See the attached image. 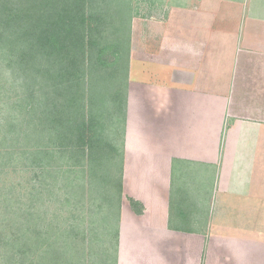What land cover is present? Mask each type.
<instances>
[{"label":"crops","instance_id":"1","mask_svg":"<svg viewBox=\"0 0 264 264\" xmlns=\"http://www.w3.org/2000/svg\"><path fill=\"white\" fill-rule=\"evenodd\" d=\"M146 3L130 22L116 264H264V0Z\"/></svg>","mask_w":264,"mask_h":264},{"label":"trees","instance_id":"2","mask_svg":"<svg viewBox=\"0 0 264 264\" xmlns=\"http://www.w3.org/2000/svg\"><path fill=\"white\" fill-rule=\"evenodd\" d=\"M130 6V0H0V74L20 100L1 118L8 161L0 169L21 150L34 178L30 200L51 193L60 160L64 172L80 168L81 197L105 209L104 220L111 214L117 220L122 159L107 128L124 123ZM109 48L119 54L110 64L104 59ZM130 205L141 214L136 202ZM35 217L28 210L18 227L26 250L7 256L11 264L40 262ZM9 222L4 230L12 229ZM44 243L48 264L70 263L66 248L54 251L48 238Z\"/></svg>","mask_w":264,"mask_h":264},{"label":"rangeland","instance_id":"3","mask_svg":"<svg viewBox=\"0 0 264 264\" xmlns=\"http://www.w3.org/2000/svg\"><path fill=\"white\" fill-rule=\"evenodd\" d=\"M146 2L147 0H133V3L131 2L133 12H131L130 18L133 16L132 13L136 14V11L140 10H143L142 13L146 15ZM220 6L224 7L227 4ZM233 15L234 17L228 22L226 19L228 14L223 13L221 20L220 17L218 19L219 25L226 23L234 26L240 16ZM110 50L109 48L104 52V59L108 64L119 57L118 53H113ZM11 82L6 79L4 81L0 74V124L2 116H7L8 110H12L16 102L18 105L20 104V100L17 98L18 90ZM25 116L27 115L23 114L21 118L25 119ZM110 127L107 128L110 141H113L114 146H120L122 122L115 123L114 127ZM3 137V132L0 131V141ZM2 146L0 145V161L5 162L8 161V157L3 154ZM16 151L12 156V164L0 169V264H11L7 256L15 253L18 257L21 254L20 250L25 245L24 241H20L21 231L18 230V227L22 225L28 210L36 214L37 234L34 236H38L39 244L35 253L36 256H42L40 262L36 264H48L47 259L43 260L44 256H47L44 238L50 240L54 251L66 248L68 258H71L69 264H116L115 217L111 214L110 219L104 220L105 209L100 210L96 208V205H91L87 196L81 197L80 189L77 188V186L83 185L80 168L71 167L70 172H64L66 168L58 160L55 172L57 178L51 188V193L43 192L44 194H39L40 197L30 200L29 193L32 192L31 186H33L34 178L31 172L23 166L24 161L21 163L22 152ZM65 176L69 179L64 186ZM38 188L40 189V187ZM39 189L38 192H40ZM94 203H100V201L96 200ZM29 207L30 209L27 210ZM8 222L12 229L4 230L5 226L8 227Z\"/></svg>","mask_w":264,"mask_h":264}]
</instances>
